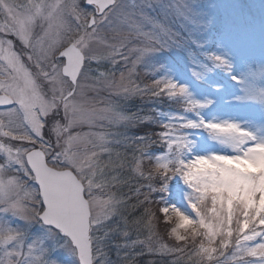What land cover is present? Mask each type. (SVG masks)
<instances>
[{
  "label": "snow or ice",
  "instance_id": "6c2138e0",
  "mask_svg": "<svg viewBox=\"0 0 264 264\" xmlns=\"http://www.w3.org/2000/svg\"><path fill=\"white\" fill-rule=\"evenodd\" d=\"M154 4L161 5L165 15L171 9L190 19L188 13L192 10L185 0L171 4L162 0H0V33L14 36L31 48L28 61L34 68L12 51V40L0 41V106L6 108L0 112V264H57L48 259L47 249L39 241L25 247L24 233L9 223V216L44 225L48 236L60 240L58 247L76 255L77 264H117L129 259L128 255L120 256V249L128 244H116L117 261L113 262L101 243L120 225L117 221L114 229L108 224L120 215L121 205L119 193L113 191L117 178L106 175L114 166L111 150L107 144L92 140L93 133L79 129L85 124L93 127L99 123L103 127L105 121L109 126L118 125L122 120L132 122V118L125 117L117 104L98 108L89 94L104 90L125 99L136 94H166L168 98H183L189 105L185 111L212 103L192 99L185 86L170 79L154 80L140 88L132 80L131 69L115 76L117 56L127 65L130 54L136 51L139 55L132 61L136 64L149 52L175 40V33L145 11ZM113 22L116 26L109 31L114 35H103L102 26ZM120 25L128 26L127 35ZM146 25H151L152 31L144 32ZM133 36L143 47H128ZM4 43L7 50L2 47ZM101 49H106L107 55L101 56ZM208 59L231 71L224 57L209 55ZM100 60L112 66L108 77L104 73L93 75L90 65ZM231 78L245 83L235 75ZM243 91L245 95L240 99L264 103V87L249 83ZM177 118L179 126L163 124L157 134L166 142L169 155L156 157L155 172L165 178L181 176L191 190L187 199L194 216L175 207H159L162 215L174 214L176 224L170 235L178 243L148 247L147 252L178 254L180 258L167 264H181L185 256L186 264H264V138L236 122L192 121L179 116L171 119ZM195 128L208 130L233 154L185 160L182 153L191 149L192 142L183 129ZM53 142L54 150L49 152ZM105 153L109 156L107 163L101 160ZM149 189L143 203L157 190L151 184ZM103 195L107 199H101ZM151 215L145 209L144 218ZM124 223L127 225L126 220ZM137 224H143V219ZM123 235L127 239L129 234ZM189 237L192 247L187 249ZM197 237L202 238L199 243ZM137 243L142 251L136 255H142L144 241H134L131 247ZM132 264H136L134 258Z\"/></svg>",
  "mask_w": 264,
  "mask_h": 264
},
{
  "label": "rangeland",
  "instance_id": "374dc122",
  "mask_svg": "<svg viewBox=\"0 0 264 264\" xmlns=\"http://www.w3.org/2000/svg\"><path fill=\"white\" fill-rule=\"evenodd\" d=\"M19 2L27 3V0H19ZM47 2L56 3L57 0H47ZM59 2L63 3L66 0ZM128 2L131 3L132 0ZM136 2L139 3V0ZM162 2L171 4L182 3L184 0H162ZM185 2L192 10L188 13L190 19H184L171 9L165 15L161 12V5L154 4L151 8L145 9L150 16L155 17L160 24L176 34L175 40H170L167 46L149 52L142 62L136 64L132 63L139 55L136 51L130 54L127 65L117 56L115 76L118 78L121 70L127 74L131 69L132 80L140 88L146 84L151 85L154 80L170 79L177 85L185 86L192 99L201 102L210 100L212 103L202 109L185 111L189 105L181 97L168 98L166 94L162 96L136 94L125 99L123 96L110 95L108 91L100 90L89 94V99L94 98L93 102L98 108H105L110 104L119 105L122 114L131 117L132 122L122 120L118 125L109 126L105 121L103 127L97 123L93 127L85 124L79 129L84 133H93L92 140L98 144L101 142L107 144L111 150L114 166L106 175L109 179L117 178L113 181L117 185L113 191L119 193L121 205L120 215L113 217L108 224L109 226L112 224L114 229L117 221L120 225L118 230L101 243L109 260L113 262L117 261L116 244L129 245L120 249V256L128 255L129 259L121 260L117 264H132L133 258L136 264H148L151 261L167 264L168 261L180 258L175 253L161 256L149 254L146 250L148 247L159 248L161 245L172 247L178 243L174 236L170 235L171 228L176 224L174 214L162 215L159 207H175L194 216L187 199L191 190L181 176L177 174L165 178L155 172L156 157L169 155L166 142L160 140L157 135L162 130L163 124L171 123L179 126L181 121L178 118L171 119L176 116L192 121L199 119L209 122L231 121L264 138V103L240 99L245 95L243 89L247 84H255L258 88L264 87V75H260V71L264 70V0H185ZM2 21L3 17L0 16V22ZM115 26V22L106 23L102 26V34L111 37L114 34L109 29ZM120 28L122 33L127 35L128 26L120 25ZM143 31H152L151 25L144 26ZM8 40L13 41L12 51L21 57L25 65L32 68V64L28 61L31 48H26L14 36L0 33V41ZM111 42L113 41L109 40V43ZM2 47L7 50V43ZM128 47L138 49L143 45L133 36ZM100 55H107V50L101 49ZM209 55H219L227 59L231 71L215 66L208 59ZM2 64L3 61H0V65ZM90 67L94 76L104 73V76L108 77L110 75L108 69L112 66L107 60H100L93 62ZM32 70L34 71V68ZM251 73L256 75H250ZM233 75L245 83L233 81L231 78ZM183 134L192 142L191 149L182 153L185 160L210 154H233L229 147L214 139L204 128L183 129ZM101 136L104 137L103 141L100 140ZM141 138H143L142 142H138ZM54 147L53 142V149H49V152L53 151ZM96 150L99 151L98 148ZM101 160L107 163L108 154H102ZM166 162L161 160V163ZM149 173H152L151 179L148 178ZM149 184L157 190L150 194L147 203H143L144 194L150 192ZM160 188L164 190L160 191ZM101 199H107V196L103 195ZM145 209L152 213L150 218H144ZM7 219L13 227L19 228L24 233L25 247L33 241H39L41 246L47 249L48 259L57 261V264H77L76 255L67 248L58 247L60 240L48 236L46 227L38 221L26 223L10 216ZM141 219L143 224L138 225L137 222ZM125 220L127 225L124 223ZM124 232L129 234L127 239L123 235ZM201 239L197 237L196 243ZM134 241H144L145 250L142 255H136L142 251L139 243L135 248L131 247ZM179 243L183 244V242ZM187 243L192 247L191 237ZM181 264H186V256Z\"/></svg>",
  "mask_w": 264,
  "mask_h": 264
},
{
  "label": "trees",
  "instance_id": "16d2710c",
  "mask_svg": "<svg viewBox=\"0 0 264 264\" xmlns=\"http://www.w3.org/2000/svg\"><path fill=\"white\" fill-rule=\"evenodd\" d=\"M189 247H191V246H190L189 243H187L186 248H189ZM138 263H140L139 260H138ZM140 264H141V263H140Z\"/></svg>",
  "mask_w": 264,
  "mask_h": 264
},
{
  "label": "water",
  "instance_id": "95a60500",
  "mask_svg": "<svg viewBox=\"0 0 264 264\" xmlns=\"http://www.w3.org/2000/svg\"><path fill=\"white\" fill-rule=\"evenodd\" d=\"M87 7V6H86ZM0 109H5V106H0ZM44 226V225H43Z\"/></svg>",
  "mask_w": 264,
  "mask_h": 264
}]
</instances>
